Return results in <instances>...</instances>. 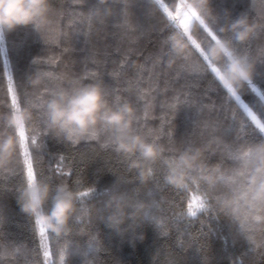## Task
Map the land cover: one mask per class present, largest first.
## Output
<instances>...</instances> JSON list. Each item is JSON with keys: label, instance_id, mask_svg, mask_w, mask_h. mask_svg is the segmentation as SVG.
<instances>
[{"label": "trees", "instance_id": "trees-1", "mask_svg": "<svg viewBox=\"0 0 264 264\" xmlns=\"http://www.w3.org/2000/svg\"><path fill=\"white\" fill-rule=\"evenodd\" d=\"M96 2L53 0L54 11L46 29L39 33L31 26H22L6 32V55L16 79L26 81L36 71V58L55 57L56 62L46 70L63 79L102 81L113 106L131 100L137 108L135 102H141L140 119L152 120L157 128L163 125L182 144L227 138V127L241 119L240 104L205 70L199 57L168 67L167 37L173 26L153 7L155 2L164 12L168 7L163 0H120L111 5L113 15L103 24L89 14ZM211 9L215 21L209 27L218 32L227 19L242 13L260 24L255 16L264 13V0H254L253 4L252 0H211ZM206 32L200 33L205 43L211 36ZM197 48L202 54L199 44ZM240 51L256 61L253 83L264 94V29L259 28ZM117 95L123 101L117 102ZM240 95L254 110L264 105L252 90ZM7 108V94L0 90V116ZM236 132L254 143L264 142V133L252 126L236 129L234 136ZM36 136L38 142L43 136L42 155L36 161L42 172L97 193L90 201L97 211L86 196L81 221L73 222L72 233L59 240L49 237L52 264H264L258 255L261 249L249 253L246 241L234 238L227 219L213 211L187 217L186 195L159 180L147 187L133 182L122 189L134 201L155 205L151 219L135 229L144 239H136L132 231L117 234L107 224L111 209L98 197L113 183V174L123 171L120 158L95 143L70 148L40 131ZM210 159L215 163L218 158ZM20 179L16 175L10 184L14 186ZM97 242L101 251L96 250ZM0 243L24 249L27 255H18V264H34L35 260L44 264L34 220L20 210L14 189L0 194Z\"/></svg>", "mask_w": 264, "mask_h": 264}, {"label": "clouds", "instance_id": "clouds-1", "mask_svg": "<svg viewBox=\"0 0 264 264\" xmlns=\"http://www.w3.org/2000/svg\"><path fill=\"white\" fill-rule=\"evenodd\" d=\"M119 2L97 0L89 14L103 24L113 15L111 5ZM163 2L173 12L177 4L181 5V19L185 14L189 16L185 27H173L167 37L168 67L199 57L204 61L205 70L231 97L253 89L257 63L240 49L254 38L261 28L259 23L242 13L235 19H227L218 32L209 27L212 35L205 43L200 36L202 31L207 35L203 24L209 26L215 21L211 0ZM153 7L157 13H163L155 2ZM53 11V0H0V30L11 32L18 27L31 26L40 33L48 27ZM197 44L203 49L202 54ZM209 61L216 71L209 67ZM44 82V77L38 73L27 77L25 83L36 94V101L30 97L18 110L8 111L0 127V194L14 189L20 210L34 220L36 234L39 226H43L53 239L68 236L73 231V222L81 221L85 202L80 186L57 181L41 171L36 161L40 157L43 136L40 142H31L38 131L70 148L95 143L120 158L123 171L113 174V183L98 197L111 209L108 227L119 235L132 231L136 239L143 240V234L135 233V229L151 219L155 207L152 201L131 199L122 190L124 186L138 182L140 187H147L157 180L186 196L190 193L203 196L211 211L230 222L234 238L258 236L264 230V142L244 147V151L252 149L256 165L253 174L245 179L238 175L236 163L218 168V159L210 162L209 150H216L220 137L203 143L175 141L174 145L153 141L137 128V108L128 101L113 106L102 81L71 86L56 84L40 99ZM20 130L28 138L27 147L32 153L31 177L25 169ZM16 175L21 179L13 186L10 179ZM88 196L90 207L97 211L96 204L90 203L97 196L96 190ZM127 221L130 223L125 227ZM96 250H102L99 242ZM18 255L27 253L22 247L0 243V264H18ZM34 264L39 261L35 260Z\"/></svg>", "mask_w": 264, "mask_h": 264}, {"label": "snow or ice", "instance_id": "snow-or-ice-1", "mask_svg": "<svg viewBox=\"0 0 264 264\" xmlns=\"http://www.w3.org/2000/svg\"><path fill=\"white\" fill-rule=\"evenodd\" d=\"M254 0H252V4ZM181 5L177 4V9L175 12L171 11L169 8L163 12L167 21L173 27H185L189 21L188 14H185L183 19L180 18V9ZM90 20V18H87ZM255 19L260 20L261 28L264 29V13H261L259 16H255ZM203 24V22H202ZM205 29H208L209 26L207 24H203ZM5 31L0 30V90H3L7 94L8 101V111L18 110V106L29 100L31 97L33 101H36V94L33 93L26 85L25 81L21 82L16 79L13 74V71L10 67L9 61L7 59V49L5 43ZM206 59V57H205ZM55 57H50L48 60H43L41 58H36L33 61V64L36 65V71L34 73H38L43 76L45 79L44 85L42 86L44 91L39 93L40 99L46 95V92L49 88L55 86L56 84L63 83L66 86H71L76 83H90V80H73V79H63L62 77L56 76L53 74V70H46V66H51L55 63ZM209 67L212 71H216L215 66L211 65V62H208ZM58 70V68L56 69ZM253 92L257 91L255 85L252 89ZM119 92V90H117ZM235 101L239 102L240 107L242 109L241 119L239 121H233L226 129V137L220 138L217 141L218 147L215 151H210V158L215 156L218 158L219 163L217 167L224 166L230 163H236L239 166L238 175L243 178H247L251 176L255 170V161H254V153L252 149L249 147L247 151H244V147L251 145L252 141L248 139L247 136H242L238 132H236L235 136L233 135L236 129H243L246 126H252L256 130L261 133H264V105H258L257 109L254 110L249 104L244 103L242 101L241 95H233L232 96ZM117 102L123 101L120 95L115 97ZM260 100L264 101V94L260 95ZM129 102L134 103L129 100ZM137 106V128L139 131L145 134V136L153 141L157 142H165L169 145L175 144L174 134L172 131H165L163 125L157 128L152 120L144 119L141 120L139 117V112L143 111L142 103L135 102ZM175 107V106H173ZM0 119H3L0 116ZM171 127V125H169ZM18 135H20L22 139V148L24 155V163L27 175L29 177L32 176V153L31 150L27 147L28 138L25 136L22 130L18 131ZM46 135V133H45ZM163 138V139H162ZM31 142L33 144L37 143V136L34 135L31 138ZM207 142V141H205ZM42 147V146H41ZM42 155V153H40ZM61 171L62 170L57 169ZM90 194V192H81V195L86 197ZM184 210L186 211L187 217L196 218L205 213L211 212L209 205L205 202L203 196L197 193H190L186 196V201L184 202ZM38 239L40 248L42 249V254L44 257V264H49L51 258V252L49 250L48 239L49 236L46 233V230L43 226H39L38 228ZM247 243V248L249 253H254L257 248H260L261 251L258 255L261 258V261L264 262V230H261L258 236H249L244 239ZM63 255L61 256V260H63Z\"/></svg>", "mask_w": 264, "mask_h": 264}, {"label": "rangeland", "instance_id": "rangeland-1", "mask_svg": "<svg viewBox=\"0 0 264 264\" xmlns=\"http://www.w3.org/2000/svg\"><path fill=\"white\" fill-rule=\"evenodd\" d=\"M209 33L212 35L211 32H209ZM254 85H255V84H254ZM255 87L257 88V91H256L257 94H259V95L263 94V93L261 92V89H260L257 85H255ZM49 264H52V262H51V258H50Z\"/></svg>", "mask_w": 264, "mask_h": 264}]
</instances>
